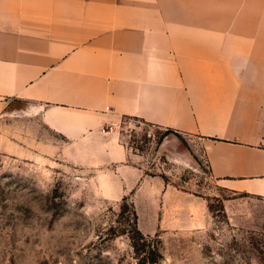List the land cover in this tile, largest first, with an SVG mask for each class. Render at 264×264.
Masks as SVG:
<instances>
[{"label":"crops","instance_id":"0c3cea01","mask_svg":"<svg viewBox=\"0 0 264 264\" xmlns=\"http://www.w3.org/2000/svg\"><path fill=\"white\" fill-rule=\"evenodd\" d=\"M259 17L264 0H0V117H36L53 153L103 169V189L127 197L139 223L163 222L170 186L146 175L122 118L189 135L229 220L264 219ZM177 196V210H192Z\"/></svg>","mask_w":264,"mask_h":264},{"label":"rangeland","instance_id":"374dc122","mask_svg":"<svg viewBox=\"0 0 264 264\" xmlns=\"http://www.w3.org/2000/svg\"><path fill=\"white\" fill-rule=\"evenodd\" d=\"M258 19L251 43H264ZM119 131L146 175L170 186L163 222H138L143 248L129 232L132 202L103 189L111 186L103 169L60 159L50 148L55 134L36 117H0V264H264V219L229 220L226 193L191 136L129 116ZM179 191L192 210L173 206ZM154 245L162 252L156 262L146 259Z\"/></svg>","mask_w":264,"mask_h":264},{"label":"trees","instance_id":"16d2710c","mask_svg":"<svg viewBox=\"0 0 264 264\" xmlns=\"http://www.w3.org/2000/svg\"><path fill=\"white\" fill-rule=\"evenodd\" d=\"M133 213L136 219V225L133 228V230H129V232H131V238L134 241V245L135 246L140 245L139 248H143L142 247L143 243L139 242V239L146 240V235L145 233H143V231L138 226V214L135 208L133 209ZM149 254H152V256L147 255L146 259L149 261H155V262L158 261L160 257L162 256V252L157 245H154L153 247L149 249Z\"/></svg>","mask_w":264,"mask_h":264}]
</instances>
